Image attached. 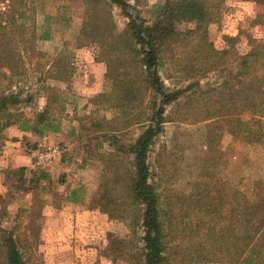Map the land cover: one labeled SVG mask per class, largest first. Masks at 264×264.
<instances>
[{
    "label": "trees",
    "instance_id": "obj_1",
    "mask_svg": "<svg viewBox=\"0 0 264 264\" xmlns=\"http://www.w3.org/2000/svg\"><path fill=\"white\" fill-rule=\"evenodd\" d=\"M163 1L152 23L128 0H67L68 5L59 8L82 11L75 48L96 45L98 61L105 63V77L112 83L110 92L90 103L95 111L115 110L118 115L92 121V130L114 135L131 128L141 130L128 147L112 137L114 152H98L99 143L88 146V156L103 169L101 196L95 207L110 219L127 224L133 244L138 243L130 249V264H171L178 253L175 243L181 227L188 236L204 234L197 257L201 263L224 264L229 258L233 263L264 264V252L255 243L264 230V183H258L263 192L259 202L220 190L213 193L207 187L187 196V211L178 215L175 210L180 199L161 191L149 163L153 146L168 122L169 107H175L179 116L185 112L179 117L182 122L213 121L215 126L208 132L211 147L224 129L250 146L264 142V41L247 36V46L240 52V38L225 37L228 48L217 50L208 36L226 0ZM254 1L264 6V0ZM5 2L8 8L0 11V137L11 127L40 137L58 132L55 116L66 110L61 92L44 87L46 106L31 119L18 109L26 102L22 92L13 89L27 74V60L42 56L37 43L49 39L50 32L39 31L35 0H0V4ZM116 8L125 19L122 31L114 18ZM182 21L194 23L193 28L179 31L177 24ZM254 23L264 26V14ZM231 62H238L239 68L229 71L218 86L203 89L192 82L196 75L225 70ZM47 74L56 81L69 78L72 63L68 55L66 61L62 56L52 62ZM163 74L175 82L172 88L165 84ZM18 171V189H23L25 169ZM45 179L47 174L41 173L37 180ZM78 192L73 191L68 201L83 202L85 197H79ZM109 241L112 247L125 244L111 237ZM25 246L13 230L0 227V264H27L22 252Z\"/></svg>",
    "mask_w": 264,
    "mask_h": 264
},
{
    "label": "rangeland",
    "instance_id": "obj_2",
    "mask_svg": "<svg viewBox=\"0 0 264 264\" xmlns=\"http://www.w3.org/2000/svg\"><path fill=\"white\" fill-rule=\"evenodd\" d=\"M128 1L150 23L164 3L163 0ZM35 3L39 31H49L50 38L37 43L42 56L27 60V74L13 88L21 91L26 101L18 109L33 119L45 108L43 88L50 86L61 92L66 110L55 116L60 127L58 132H45L40 137L36 132L11 127L0 137V227L13 230L25 248L28 247L22 248L27 264H130L129 259L133 258L130 249L138 243L133 244L125 222L112 220L95 207L101 196L103 169L87 151L89 145L94 147L99 143L98 152H114L112 137L128 147L135 143L141 130L131 128L116 135L92 130V121L113 119L118 112H98L90 103L98 95L110 92L112 83L105 77V63L98 61L96 45L75 48L83 13L77 9H59L68 5L67 0H35ZM261 14L264 6L254 0H226L208 39L215 49L224 50L228 48L225 37H238L240 52L247 46V36L263 42L264 26L254 23ZM114 18L118 31H122L125 19L120 9L114 10ZM193 26L194 23L182 21L177 29L185 32ZM66 55L71 59L72 75L62 81L48 78L52 62L62 56L66 61ZM238 68V62H231L227 70L196 75L192 82H198L203 89L215 87L228 77L229 71ZM162 77L172 88L175 82L166 79L164 74ZM177 113L175 107L168 108V122L149 158L153 180L161 184V191L180 199L176 213L184 215L188 208L185 198L207 187L213 193L220 190L226 195L238 194L259 202L263 196L258 183H264V142L250 146L234 139L224 129L219 131V138L211 147L208 132L215 126L213 121L182 122L180 118L185 112L180 116ZM55 149L56 159L38 165L40 153L49 154ZM20 168L25 169L23 189H18ZM41 173L47 174V179L38 181ZM73 191H79L78 196L85 200L76 204L69 202ZM182 229L175 243L178 253L171 264H220L199 262L198 249L205 242L204 234L188 236ZM110 237L125 244L121 248L112 247ZM255 243L264 252V230ZM208 244L211 247L212 240ZM240 261L233 263L227 258L223 263L239 264Z\"/></svg>",
    "mask_w": 264,
    "mask_h": 264
},
{
    "label": "built area",
    "instance_id": "obj_3",
    "mask_svg": "<svg viewBox=\"0 0 264 264\" xmlns=\"http://www.w3.org/2000/svg\"><path fill=\"white\" fill-rule=\"evenodd\" d=\"M8 4H9L8 2L1 3L0 11L1 12L5 11L8 8ZM40 109H42L41 106ZM56 153H57L56 149L49 154L43 155L42 153H40V155L38 156V165H46L50 163L53 159H56Z\"/></svg>",
    "mask_w": 264,
    "mask_h": 264
}]
</instances>
